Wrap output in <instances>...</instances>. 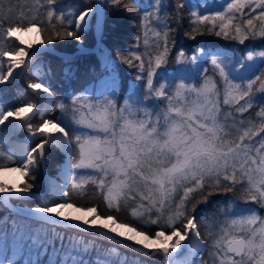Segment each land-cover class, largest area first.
<instances>
[{
    "label": "snow or ice",
    "instance_id": "obj_1",
    "mask_svg": "<svg viewBox=\"0 0 264 264\" xmlns=\"http://www.w3.org/2000/svg\"><path fill=\"white\" fill-rule=\"evenodd\" d=\"M58 3L36 0L34 12H22L14 20L0 16V38L16 42L7 47L0 43V85L15 80V70L26 66L36 43L45 45L53 37L79 39L90 14L108 7L130 16L140 14L144 48L138 34L135 47L119 58L138 69L135 80L141 84L122 104L117 102L115 80L99 93L85 89L74 94L71 107L58 102L43 82L27 84L33 93L46 94L40 97L41 104H11L0 97V126L13 133L27 128L29 133L23 142L0 137V173L10 169L25 178L11 185L0 180V205L14 210L5 194L32 195L37 168L46 162L45 149L55 146L65 156L57 175L49 178V191L57 200L25 210L26 218L70 225L145 256L163 255L167 264H193L192 257L205 251L213 264H264V215L259 211L264 209V125L257 128L253 120L237 118L258 106L256 116L264 120V47L247 50L235 61L222 51L200 49L198 55L187 57L181 49L175 62L196 66L198 76L160 82L163 78L156 70L168 63L172 28L161 19L158 2L145 6L142 0H95L74 17L60 11ZM185 7L187 0H177V12ZM41 9L45 15H40ZM34 30L48 36L38 42L21 38ZM149 32L157 38L151 44ZM205 32L240 44L264 39V0H221L215 8L192 10L185 35L195 40ZM201 56L211 57L218 80L203 75L209 70L200 69ZM152 98L164 105L155 119L145 106ZM56 110L59 115L43 118ZM5 142L10 145L7 151ZM220 191L240 192L244 203L233 195L228 207L220 210L224 219L212 217L203 229L205 238L194 213ZM10 227L9 232L7 221L0 224V264H19L3 251L9 236L21 251L47 246V233L15 219ZM88 252V243L81 239L68 260L57 264H114V260L119 264L115 246L94 262L85 259Z\"/></svg>",
    "mask_w": 264,
    "mask_h": 264
},
{
    "label": "trees",
    "instance_id": "obj_2",
    "mask_svg": "<svg viewBox=\"0 0 264 264\" xmlns=\"http://www.w3.org/2000/svg\"><path fill=\"white\" fill-rule=\"evenodd\" d=\"M89 2L93 3V0H59L58 8L68 16H75L80 10H82ZM159 4L161 8V19L170 22L172 31L170 32L171 41L169 44V60L166 65H162L161 69L156 71L163 79L160 82H167L173 80V78L181 75L191 77L198 76V70L196 66L192 65H180L177 64L176 56L182 49L187 57L198 55L200 49L207 51H222L226 54L232 55L233 61L241 55H246L247 50L254 49L260 50L264 47V39L256 37L245 41L244 44H240L238 41L231 39H225L223 36H216L213 33L205 32L203 35H197L195 40L189 39L185 32L189 30V16L192 10L207 8H215L221 0H187V7L180 12L176 10L177 0H142L145 6H150L154 3ZM36 0H0V16H5L8 20H14L20 16L22 12L27 13L30 9L34 12L36 10ZM247 11V10H246ZM59 14V12H57ZM102 24L100 40L103 46L106 47L109 57L111 59L108 66H103V59L98 52L87 51L75 54L68 58L60 57L57 54L41 51L36 53L30 61L22 69L17 84L19 86H26L29 82H43L46 86H49L56 97L58 102H63L71 107V100L73 95H79L85 89L91 90V92L99 93L103 91L106 84L115 80L116 82V94L117 102L123 103V100L132 91L133 87H140L141 82L136 81L135 77L138 69L129 67L121 62L120 55L127 56L129 50L135 47V39L138 34H141L140 48H144V29L140 27V20L137 15H128L126 12L115 10L108 7L107 10L101 9ZM207 14V13H205ZM40 15H45V10H40ZM89 25L85 31L81 34L79 39L66 37L64 39L50 38L48 45H51L57 50L72 52L76 49V44L80 42L84 46H91L94 43L93 31H92V19L93 15L89 16ZM69 30H72L69 26ZM41 39L48 36V33H39ZM149 44L157 39L151 32L148 37ZM0 43L6 47L15 44L13 41H5L0 38ZM6 61V58H4ZM211 57L205 58L201 56L199 61V67L208 68L207 75L212 77L213 80H218V71L213 69L210 64ZM134 63H138L133 61ZM5 67V64H4ZM237 70L239 69L237 65ZM156 81L154 80V83ZM258 86V85H257ZM86 95L89 93H85ZM0 97L4 98L7 103L16 104L24 101L35 103L38 97L27 89H16L11 83L8 85H0ZM143 98V93H141ZM259 94H257V104H259ZM145 106L153 112V119H155V112L163 108V104H158L155 98H152L145 102ZM259 111L257 106L254 110L244 113L243 117L237 114L238 119H251L257 128L264 125V120L256 116ZM59 115V110L49 112L46 114L47 118H52ZM37 118L33 121L37 122ZM21 134H25L27 128H20ZM19 131V133H20ZM264 136V133H261ZM38 139V137H37ZM256 139H259L257 137ZM35 141H32L34 144ZM4 148V147H3ZM5 151H7L4 148ZM63 159V154L55 146L46 147L45 149V172L47 175H57L56 167L54 166L59 160ZM25 179V178H24ZM34 188L31 191L39 192L43 189L41 166H38L36 171V178L33 181ZM233 195L238 199L240 204H243L242 193L220 191L214 193L207 203H201L194 215L199 221V227L201 228V235L207 238V233L203 231L205 227L211 222L212 217H218L223 220L224 217L219 215L220 210L228 207V201L232 199ZM57 198L52 193H43L40 196H28L24 198H10L14 203L24 205L27 207L42 206L52 203ZM73 199H77L73 196ZM84 202V201H82ZM251 206H254L252 202H249ZM260 214L264 215V209H260ZM15 219L17 223L28 224L33 231L40 233H47L50 237L47 241V246L37 251V247L24 249L21 251L18 245L9 236L7 246L3 249L4 253L11 257V259L18 261L19 264H57L59 260H68L72 251V247L76 241L81 239L86 241L89 246V252L85 256L88 261H95L99 256L100 258L106 257L107 250L112 247L118 248L119 264H165L161 260V255L145 256L142 253L130 250L127 247L115 245L114 242L108 241L104 237L94 236L88 232L77 230L70 226H54L50 223H42L36 219L26 218L24 215L10 210L5 205H0V224L7 221L8 230L11 231V222ZM155 227V226H153ZM215 231V229H213ZM61 239L63 246H61ZM72 242V243H70ZM53 244L55 245L53 247ZM113 257L117 256V253L111 254ZM115 264V260H114ZM193 264H213L212 259L207 251L202 254L199 253Z\"/></svg>",
    "mask_w": 264,
    "mask_h": 264
},
{
    "label": "water",
    "instance_id": "obj_3",
    "mask_svg": "<svg viewBox=\"0 0 264 264\" xmlns=\"http://www.w3.org/2000/svg\"><path fill=\"white\" fill-rule=\"evenodd\" d=\"M93 3H95V0H93ZM101 24H102V14H101V11H100L97 15H93L92 31H93L94 43L91 46H84V45H82L79 42L77 44V47H76V49L74 51L65 52V51L57 50L54 47H52L51 45L45 44V45H40V46L36 47L35 50H29V52H30V54L34 53V55H35L36 53L41 52V51H48V52L57 54L60 57L68 58V57H71V56H73L75 54L82 53V52L97 51L100 47H104V49L107 51L106 47L103 46V44H102V42L100 40ZM34 55H32L31 58ZM31 58H26V64L30 61ZM110 61H111V59L109 57V59L107 61L103 62L102 65L103 66H108L110 64ZM23 68H24V66H22L20 69H16L15 70L17 75L15 77V80L11 84L16 89H20V90L21 89H27V90L33 92L31 89L27 88V85L26 86H19L17 84V79H18V77H19V75H20V73H21ZM35 103H37V101ZM18 129H16L14 133H13L12 129H10L8 135L12 139H15L17 141L23 142L29 136V133H25L23 135L17 136V135H15V133H16V131ZM41 173H42L43 189H42V191H39V192L32 191V195L31 196L37 197V196L42 195L45 192H48V190H49L48 189V183H47L48 176L46 175L44 165L41 166ZM25 197H28V196H25ZM3 198L10 200V197H8L7 194H5V196ZM10 205H11L12 208H14L13 211H15L17 213H20L22 215H23L25 210L30 209V208H34V207H27V206H24V205H20V204L14 203L11 200H10ZM6 207H8V206H6ZM63 226H70V225H63ZM70 227H72V226H70ZM128 243H131V242H128ZM137 247H139V246H137ZM161 260L164 261L165 264H167V262H166L165 258L163 257V255H161Z\"/></svg>",
    "mask_w": 264,
    "mask_h": 264
},
{
    "label": "bare ground",
    "instance_id": "obj_4",
    "mask_svg": "<svg viewBox=\"0 0 264 264\" xmlns=\"http://www.w3.org/2000/svg\"><path fill=\"white\" fill-rule=\"evenodd\" d=\"M21 38L24 39L26 42H30V41L31 42H38L41 39L40 38V35H39V32H36L35 30L32 31V32H29V33H23V34H21ZM38 46H40V45L38 43H36L35 46H34V48H36ZM95 52H98L99 55L104 58V61H107L109 59L108 58L109 55H108L107 51L104 49V47H100ZM36 94L38 96L37 103L38 104L43 103V101L41 100L40 97L41 96H44L46 94H42V93H36ZM0 128L2 129V132L3 131L5 132V131H7L9 129L8 127H5V126H0ZM0 178H4L6 181H9V182L11 181V182H13V184H18L23 179V177L18 172L12 171L10 169L8 171H6V172L0 173ZM49 178L50 177L47 178L48 186H49ZM72 214L76 215V214H79V213L73 212ZM124 231H126V229Z\"/></svg>",
    "mask_w": 264,
    "mask_h": 264
},
{
    "label": "rangeland",
    "instance_id": "obj_5",
    "mask_svg": "<svg viewBox=\"0 0 264 264\" xmlns=\"http://www.w3.org/2000/svg\"><path fill=\"white\" fill-rule=\"evenodd\" d=\"M89 25V24H88ZM88 27V26H87ZM40 35V34H39ZM41 38V37H40ZM79 43V42H78ZM77 43V44H78ZM77 44H76V46H77ZM109 55V54H108ZM101 58H103V57H101ZM109 58V57H108ZM107 58V59H108ZM6 60H7V58H6ZM103 61H104V58H103ZM5 68H7V63H5ZM35 94V93H34ZM36 96H37V94H35ZM38 97V96H37ZM43 118H47L46 117V115L43 117ZM40 118L39 117H37V120H39ZM11 128H9L7 131H3L2 132V129L0 128V137H3L4 138V140L5 141H7L8 140V138H9V135H8V133H9V130H10ZM19 131H20V128L16 131V133H15V135H17V136H20V135H23V134H21V131H20V133H19ZM27 133V132H26ZM39 139V138H38ZM13 140V142L15 143V142H20V141H17V140H15V139H12ZM35 145V142H34V144L32 143V145L31 146H34ZM3 147L6 149V150H8L9 149V147H10V145L7 143V142H5L4 143V145H3ZM60 151V150H59ZM61 152V151H60ZM62 153V152H61ZM63 154V153H62ZM64 160H65V156H64V154H63V159H61V160H59V162L58 163H56L54 166L56 167V174H57V171H58V168L63 164V162H64ZM47 175V174H46ZM48 177H55L54 175H47ZM23 179H24V177H23ZM0 180H3L4 182H6V183H8V184H13V182H9V181H6L4 178H0ZM48 189H49V186H48ZM47 193H52V192H50L49 190H48V192ZM53 194V193H52ZM57 198V197H56ZM57 200V199H56ZM199 255V253H197L195 256H193L192 257V260H193V263L195 262V260H196V258H197V256Z\"/></svg>",
    "mask_w": 264,
    "mask_h": 264
}]
</instances>
